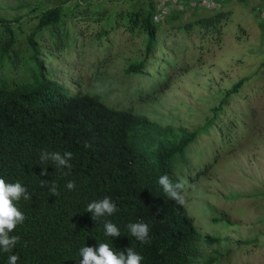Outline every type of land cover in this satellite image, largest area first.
I'll list each match as a JSON object with an SVG mask.
<instances>
[{
	"label": "trees",
	"instance_id": "obj_1",
	"mask_svg": "<svg viewBox=\"0 0 264 264\" xmlns=\"http://www.w3.org/2000/svg\"><path fill=\"white\" fill-rule=\"evenodd\" d=\"M105 1L83 0L90 4ZM129 1L137 4L126 13V27L146 34V54L157 43L159 25L185 15L181 12L157 24L153 0ZM83 2L0 4V178L21 183L31 196L18 202L26 219L10 233L19 238L15 247L10 252L0 250V264H8L10 255L19 257L17 264H80V249L98 248L99 243L125 255L131 247L143 257L141 264H193L192 258L198 257L197 229L184 205L170 199L158 181L163 175L179 181L171 160L182 155L196 132L160 125L131 109L112 108L98 94L77 90L78 83L70 86L60 80L51 69L61 55H53L50 43L58 44V49L65 39L66 49L75 45L67 20L85 16L78 13ZM228 15L219 10L216 15L196 18L194 24L217 32L219 22ZM106 35L99 34V38ZM142 68L143 63L131 64L125 73H143ZM245 82L240 80L224 94L213 112ZM205 123L202 128L207 130L212 120ZM85 143L91 147L85 148ZM42 151L72 152V167L61 169L51 161L42 162ZM44 169L47 175L41 176ZM41 181L46 186L41 187ZM69 181L75 182L73 191L66 188ZM53 183L57 196L49 192ZM104 197L115 202L118 211L94 220L87 205ZM107 221L118 227L120 236L105 234ZM136 222L149 225V243L131 235L127 225Z\"/></svg>",
	"mask_w": 264,
	"mask_h": 264
},
{
	"label": "rangeland",
	"instance_id": "obj_2",
	"mask_svg": "<svg viewBox=\"0 0 264 264\" xmlns=\"http://www.w3.org/2000/svg\"><path fill=\"white\" fill-rule=\"evenodd\" d=\"M7 2L33 0H0ZM135 2H83L78 13L85 16L67 20L75 45L50 43L53 55H61L51 69L112 108L195 131L171 160L175 176L196 186L183 204L199 236L193 264H264V0H225L218 10H193L159 25L148 54L146 34L126 27ZM219 10L229 15L217 32L194 24ZM138 63L143 73H125ZM240 80L243 87L214 113ZM207 119L212 125L205 130Z\"/></svg>",
	"mask_w": 264,
	"mask_h": 264
},
{
	"label": "clouds",
	"instance_id": "obj_3",
	"mask_svg": "<svg viewBox=\"0 0 264 264\" xmlns=\"http://www.w3.org/2000/svg\"><path fill=\"white\" fill-rule=\"evenodd\" d=\"M85 148H90L89 143L84 144ZM73 158V153L66 151L63 154L58 152L42 151L40 159L42 162L51 161L56 168H71L70 161ZM41 176L47 175L44 169ZM178 179V178H177ZM179 180V179H178ZM159 184L163 188L164 193L178 204H184L187 191L195 190V184H186L184 181L173 182L168 175L159 177ZM46 186L45 181H41V187ZM76 185L74 181H69L66 188L73 191ZM51 195H59L55 183L49 188ZM31 199L30 194L25 186L19 182L8 183L4 178H0V250L10 252L18 243L19 238L10 235L18 225L24 223L26 216L18 208V202L21 199ZM87 211L92 214L94 220L104 216H112L115 214L117 205L109 197H104L102 200L93 201L87 205ZM159 212V209H157ZM105 234L110 237H118L121 235L120 230L111 221L105 223ZM131 235L141 243H149V225L143 222L130 223L127 225ZM80 264H141L143 257L135 252L131 247L124 252H115L107 243H99L98 248L85 246L80 249ZM19 257L10 255L8 264H17Z\"/></svg>",
	"mask_w": 264,
	"mask_h": 264
},
{
	"label": "built area",
	"instance_id": "obj_4",
	"mask_svg": "<svg viewBox=\"0 0 264 264\" xmlns=\"http://www.w3.org/2000/svg\"><path fill=\"white\" fill-rule=\"evenodd\" d=\"M221 1L225 0H153V21L163 24L181 12L189 15L195 9L218 10ZM261 21L264 22V2L261 8Z\"/></svg>",
	"mask_w": 264,
	"mask_h": 264
}]
</instances>
